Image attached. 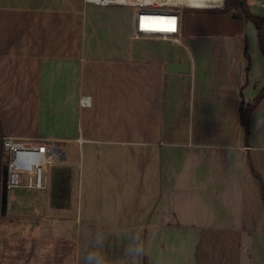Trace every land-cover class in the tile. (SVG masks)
<instances>
[{
    "label": "crops",
    "instance_id": "0c3cea01",
    "mask_svg": "<svg viewBox=\"0 0 264 264\" xmlns=\"http://www.w3.org/2000/svg\"><path fill=\"white\" fill-rule=\"evenodd\" d=\"M243 2L263 38L244 14L176 42L135 38L129 7L0 0V264H264V0ZM7 137L65 162L4 214Z\"/></svg>",
    "mask_w": 264,
    "mask_h": 264
},
{
    "label": "built area",
    "instance_id": "2783aa9c",
    "mask_svg": "<svg viewBox=\"0 0 264 264\" xmlns=\"http://www.w3.org/2000/svg\"><path fill=\"white\" fill-rule=\"evenodd\" d=\"M201 1V0H200ZM86 4L101 7L133 8L134 37H159L179 42L182 31V10L222 9L226 0H203L201 7L191 0H85ZM7 168V188L46 190L47 173L65 162V154L55 141L26 142L7 137L2 143Z\"/></svg>",
    "mask_w": 264,
    "mask_h": 264
},
{
    "label": "rangeland",
    "instance_id": "374dc122",
    "mask_svg": "<svg viewBox=\"0 0 264 264\" xmlns=\"http://www.w3.org/2000/svg\"><path fill=\"white\" fill-rule=\"evenodd\" d=\"M132 9V8H131ZM235 13V17H233ZM243 10L228 11L226 5L222 9H184L182 10V26L194 32H215L230 29L238 18H241ZM66 152V151H65ZM67 152H69L67 150ZM6 168H3V177L6 174ZM3 180V179H2ZM25 191L16 189L13 192ZM12 193V191H10ZM17 212V211H15Z\"/></svg>",
    "mask_w": 264,
    "mask_h": 264
},
{
    "label": "trees",
    "instance_id": "16d2710c",
    "mask_svg": "<svg viewBox=\"0 0 264 264\" xmlns=\"http://www.w3.org/2000/svg\"><path fill=\"white\" fill-rule=\"evenodd\" d=\"M245 3L243 2V0H226V10L228 11H236V10H243V14L245 15V19L253 22L256 27H257V30L259 32V37L263 38L262 35H263V20L259 19V18H256L252 15H249L247 13V11L245 10ZM253 108V107H250V109ZM249 112V110H248ZM247 113H244V109H243V112H242V124L247 127V119H248V116H247ZM3 168H6L3 167Z\"/></svg>",
    "mask_w": 264,
    "mask_h": 264
},
{
    "label": "water",
    "instance_id": "95a60500",
    "mask_svg": "<svg viewBox=\"0 0 264 264\" xmlns=\"http://www.w3.org/2000/svg\"><path fill=\"white\" fill-rule=\"evenodd\" d=\"M169 72H177L176 70H185L181 71L182 73H188L190 70L189 65H182L181 64H171L169 67ZM7 172L3 178L2 181V207L1 210L4 214H6L7 210V205H8V188H7Z\"/></svg>",
    "mask_w": 264,
    "mask_h": 264
},
{
    "label": "bare ground",
    "instance_id": "6f19581e",
    "mask_svg": "<svg viewBox=\"0 0 264 264\" xmlns=\"http://www.w3.org/2000/svg\"><path fill=\"white\" fill-rule=\"evenodd\" d=\"M201 1H203V0H201ZM201 1L200 0H191L192 4H194V5L200 4L199 2H201ZM197 6L201 7L203 5H197Z\"/></svg>",
    "mask_w": 264,
    "mask_h": 264
}]
</instances>
